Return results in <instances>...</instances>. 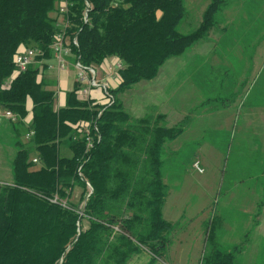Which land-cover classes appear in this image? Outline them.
Returning <instances> with one entry per match:
<instances>
[{
  "label": "trees",
  "instance_id": "1",
  "mask_svg": "<svg viewBox=\"0 0 264 264\" xmlns=\"http://www.w3.org/2000/svg\"><path fill=\"white\" fill-rule=\"evenodd\" d=\"M57 2L0 0V111L18 118L9 121L12 179L0 183V264H130L143 252L163 261L172 230L163 216L169 191L163 153L184 124L171 125L156 112L132 118L122 97L205 40L228 0H211L188 34L177 29L185 0H72L66 28L78 43L72 61L98 70L116 58L122 67L110 90L114 103L82 97L75 82L59 108L52 82L39 76L61 30ZM23 48L38 54L18 72L14 58ZM55 195L67 207L51 202ZM241 250L220 245L213 219L199 264H239Z\"/></svg>",
  "mask_w": 264,
  "mask_h": 264
},
{
  "label": "rangeland",
  "instance_id": "2",
  "mask_svg": "<svg viewBox=\"0 0 264 264\" xmlns=\"http://www.w3.org/2000/svg\"><path fill=\"white\" fill-rule=\"evenodd\" d=\"M210 1L185 0L181 34L198 28ZM216 23L205 40L122 97L132 118L156 112L171 125L184 124L163 153L169 190L163 216L172 223L167 251L163 261L143 252L130 264H199L213 219L224 249L242 247L239 264H264V0H228ZM43 62L40 77L60 72L56 59ZM70 89L72 83L61 90ZM3 116L0 182L6 183L15 147Z\"/></svg>",
  "mask_w": 264,
  "mask_h": 264
},
{
  "label": "built area",
  "instance_id": "3",
  "mask_svg": "<svg viewBox=\"0 0 264 264\" xmlns=\"http://www.w3.org/2000/svg\"><path fill=\"white\" fill-rule=\"evenodd\" d=\"M73 6L72 0H58L57 9L59 15L58 26L60 27V32L56 36V40L52 45L53 56L56 59L57 68L59 70H64L68 65V57L73 56V46H77V38L71 40V38L66 34V28L69 25L68 13L70 8ZM86 19V17H85ZM38 54V51L31 48H23L15 55L14 62L18 72H25L34 62ZM105 69L106 75L108 77H99V69L96 70L91 67L83 66L79 61L74 63V67L77 71L76 82L79 85V93L82 97L93 98L92 91L94 89H100L102 92V98L96 100L100 104L110 105L114 103V97L110 94V90L115 89L112 86V80L118 81V70L122 67L121 61L116 58H111L107 60ZM103 64V65H104ZM94 99V98H93ZM4 116L6 119L12 122L18 120L17 116L11 111H5ZM33 135V131H30L24 135V140H30ZM93 147V140L89 136L87 137V149ZM34 164L39 162L38 158L32 160ZM193 167L199 173H204V169L201 168L200 162L196 161L193 163ZM1 183V182H0ZM89 190L91 186L88 185ZM53 203H60L64 207H67V201L60 199L57 195L50 199Z\"/></svg>",
  "mask_w": 264,
  "mask_h": 264
},
{
  "label": "crops",
  "instance_id": "4",
  "mask_svg": "<svg viewBox=\"0 0 264 264\" xmlns=\"http://www.w3.org/2000/svg\"><path fill=\"white\" fill-rule=\"evenodd\" d=\"M106 67H107V63L102 65L101 68L98 70L99 71V77H101V78L108 77L106 75V72H105ZM59 71L60 72L58 74H53L47 70L41 76V79H44L48 82L53 83V88H54V90H56V108L64 106V104L66 102V93L65 94L62 93L61 89L67 88L70 83H72V87H73V85L76 82L77 71L74 67V61H72V56L68 57L67 68L65 70H59ZM71 75H72V77H71ZM111 83H112V86L114 88H115V86H118V81L112 80ZM91 94H92V97L96 100H99L100 98H102V92L100 89H94ZM0 116H3L2 113ZM3 117H5V116H3ZM10 168H11V166H10ZM9 179L10 180H8L7 182H10L12 179L11 169H10ZM76 195H77V192L75 193V196Z\"/></svg>",
  "mask_w": 264,
  "mask_h": 264
}]
</instances>
